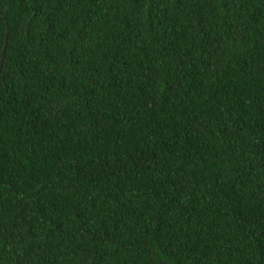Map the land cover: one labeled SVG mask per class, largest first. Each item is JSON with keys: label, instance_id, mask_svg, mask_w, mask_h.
Masks as SVG:
<instances>
[{"label": "trees", "instance_id": "obj_1", "mask_svg": "<svg viewBox=\"0 0 264 264\" xmlns=\"http://www.w3.org/2000/svg\"><path fill=\"white\" fill-rule=\"evenodd\" d=\"M0 264H264V0H0Z\"/></svg>", "mask_w": 264, "mask_h": 264}, {"label": "water", "instance_id": "obj_2", "mask_svg": "<svg viewBox=\"0 0 264 264\" xmlns=\"http://www.w3.org/2000/svg\"><path fill=\"white\" fill-rule=\"evenodd\" d=\"M5 37H6V24H5V32H4V39H3L2 50H1V54H0V67H1L2 60H3V55H4Z\"/></svg>", "mask_w": 264, "mask_h": 264}]
</instances>
